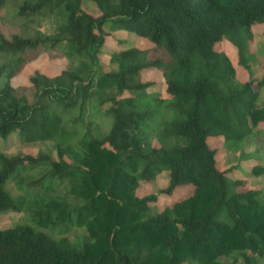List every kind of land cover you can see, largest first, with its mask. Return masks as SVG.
I'll list each match as a JSON object with an SVG mask.
<instances>
[{
    "label": "trees",
    "instance_id": "trees-1",
    "mask_svg": "<svg viewBox=\"0 0 264 264\" xmlns=\"http://www.w3.org/2000/svg\"><path fill=\"white\" fill-rule=\"evenodd\" d=\"M90 1L96 16L81 8L82 0H0V22L13 27L0 28V138L49 141L55 152V158L0 152V212L17 210L4 186L21 167H45L34 188L44 180L67 182L61 197L30 211L36 224L0 229V264H222L220 256L259 264L264 195L239 190L244 180L217 168L207 139L221 137L229 149L264 138V53L258 79L235 75L237 67H250L251 27L261 26L264 38V0ZM41 18H53L50 32L36 27ZM106 24L150 45L110 54L117 67L101 72ZM223 40L235 48V64L216 49ZM42 53L63 58L62 69L35 72L27 85L13 86L11 79ZM145 71L160 73L164 96L141 80ZM92 94L109 104L103 113L111 125L99 137L84 129ZM161 172L166 187L136 195L140 183L153 188ZM182 188L147 213L158 194ZM59 225L83 228V239L41 230Z\"/></svg>",
    "mask_w": 264,
    "mask_h": 264
},
{
    "label": "rangeland",
    "instance_id": "rangeland-1",
    "mask_svg": "<svg viewBox=\"0 0 264 264\" xmlns=\"http://www.w3.org/2000/svg\"><path fill=\"white\" fill-rule=\"evenodd\" d=\"M81 8L93 15H98V11L93 2L90 0H82ZM1 23V22H0ZM4 24V25H3ZM53 18H41L39 19L36 27L44 32L48 33L53 29ZM0 28L7 31L12 30L13 27L8 25L7 22L1 23ZM106 32L105 41L100 48L98 55V67L101 72H107L116 69L115 63L108 62V57L114 52L128 47L135 46L137 48H145L150 43L136 34L120 29H109V24L104 26ZM254 42L251 45V51L253 57L248 70L238 68L236 69V78L240 81L247 80L249 77L258 79L261 74V65L258 61V56L264 53V38L261 37V26L254 25L251 27ZM216 49L223 52L232 64L236 63V50L227 41H220L216 44ZM64 59H49L45 53L39 54L34 60L27 63L24 68L11 79L13 86L27 85L28 78L31 74L37 72L45 74L47 76H53L58 73L64 66ZM141 80L151 81L154 91L159 92L162 96L164 93L163 80L158 71L142 72L140 75ZM106 94L108 92H105ZM260 99L264 98V90L260 92ZM99 98L95 95H91L87 100L85 106L84 116V129L87 136L99 137L102 134L107 133L111 125V119L104 115L105 109L109 106L108 103L98 104ZM207 143L211 148L216 149L215 160L217 168L222 171H228V178H239L244 180L238 189L244 190H256L262 192L264 195V138L255 136L244 140L239 143L235 148H225V143L221 137L208 138ZM0 152L6 156L11 155H29L37 156L39 154H47L52 158H55V152L52 144L49 141H37L31 143H20L16 139L14 134H10L6 139L0 138ZM232 169V170H231ZM255 169V171H252ZM44 166H37L34 168L21 167L17 170L13 178L5 183V189L8 193L14 197L17 202V210H6L0 212V229L11 227L15 224H36L30 219V211L38 206L41 202H46L49 199L59 198L63 190L67 187V182L56 183L51 181L49 183L44 180L42 187L34 188L33 182L38 179L44 172ZM255 172V173H254ZM46 190L44 187L47 186ZM167 185V174L161 172L154 177V185L140 183L136 189L137 196H143L150 191L155 192L156 189H162ZM185 188L179 189L171 195L158 194L156 202L151 206L147 213H152L160 210L166 204H169L172 200L183 193ZM63 225L55 227L50 230L48 227H41V230L51 235L52 237L66 236L70 241L79 243L85 234L83 228L70 225L65 231L62 230ZM219 260L222 264H237L239 259L232 262L231 256H220ZM259 264H264V256L258 260ZM185 264V263H182Z\"/></svg>",
    "mask_w": 264,
    "mask_h": 264
}]
</instances>
